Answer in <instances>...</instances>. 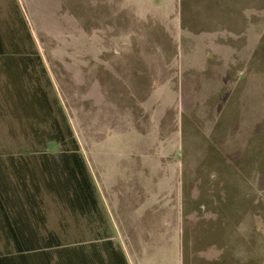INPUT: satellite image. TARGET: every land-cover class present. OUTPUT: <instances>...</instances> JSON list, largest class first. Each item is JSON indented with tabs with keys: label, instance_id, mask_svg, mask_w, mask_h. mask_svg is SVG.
Returning <instances> with one entry per match:
<instances>
[{
	"label": "rangeland",
	"instance_id": "obj_1",
	"mask_svg": "<svg viewBox=\"0 0 264 264\" xmlns=\"http://www.w3.org/2000/svg\"><path fill=\"white\" fill-rule=\"evenodd\" d=\"M0 30L39 55L103 214L45 197L48 229L130 264H264V0H0ZM8 80L0 150L23 153Z\"/></svg>",
	"mask_w": 264,
	"mask_h": 264
},
{
	"label": "trees",
	"instance_id": "obj_2",
	"mask_svg": "<svg viewBox=\"0 0 264 264\" xmlns=\"http://www.w3.org/2000/svg\"><path fill=\"white\" fill-rule=\"evenodd\" d=\"M25 48L0 30L1 66L13 83L9 107L30 146L23 153L0 150V264H129L107 235L68 242L47 228L45 197L75 216L103 214L67 115L34 76L40 57ZM50 142L59 145L57 153L47 150Z\"/></svg>",
	"mask_w": 264,
	"mask_h": 264
},
{
	"label": "crops",
	"instance_id": "obj_3",
	"mask_svg": "<svg viewBox=\"0 0 264 264\" xmlns=\"http://www.w3.org/2000/svg\"><path fill=\"white\" fill-rule=\"evenodd\" d=\"M258 46V45H257ZM125 253V252H124ZM125 256H126V254H125ZM127 258V257H126ZM128 260V259H127ZM128 263H129V261H128ZM130 264V263H129Z\"/></svg>",
	"mask_w": 264,
	"mask_h": 264
}]
</instances>
